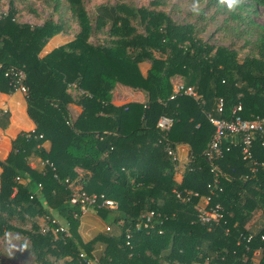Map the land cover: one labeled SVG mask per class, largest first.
Listing matches in <instances>:
<instances>
[{
  "label": "trees",
  "instance_id": "16d2710c",
  "mask_svg": "<svg viewBox=\"0 0 264 264\" xmlns=\"http://www.w3.org/2000/svg\"><path fill=\"white\" fill-rule=\"evenodd\" d=\"M250 1L264 8V0ZM66 2L76 31L44 55L49 39L67 33L65 21L18 22L13 7L0 18V93L15 91L4 72L22 70L26 111L35 125L30 137L17 135L0 160V238L9 232L25 236L36 264H84L80 253L93 259L96 243L105 246L100 264H264V221L247 227L255 211L264 219V167L252 171L253 161L264 162V138L254 139L247 160L240 144L226 141L229 151L214 162L220 192L204 155L213 133L207 113L229 118L240 104L242 119L264 117V28L257 32L256 55L238 59L236 51L197 37L192 24L176 22L164 9L169 0L97 6L94 24L84 0ZM100 33L103 40L94 41ZM141 63L149 64L145 74ZM175 78L191 86L196 98L170 100ZM116 84L145 92L147 102L114 105ZM73 105L81 109L76 117ZM161 116L173 121L168 132L156 128ZM166 144L189 147L183 171ZM34 157L55 170L30 167ZM65 179L117 203L115 210L95 209L111 222L87 242L78 234L80 206L70 203ZM209 183L211 203H219L223 217L202 224L194 209L199 198L181 200L175 191L210 195ZM150 212L155 217L144 228L142 216ZM14 220L31 227H17Z\"/></svg>",
  "mask_w": 264,
  "mask_h": 264
},
{
  "label": "rangeland",
  "instance_id": "374dc122",
  "mask_svg": "<svg viewBox=\"0 0 264 264\" xmlns=\"http://www.w3.org/2000/svg\"><path fill=\"white\" fill-rule=\"evenodd\" d=\"M125 2L136 7L148 6L150 0H84L86 10L94 24L96 8L101 5H116ZM13 7L16 11L15 19L18 22L31 25L41 24L52 18L66 22L67 35L72 37L76 25L71 19L66 0H0V14H6ZM166 13L178 23H189L195 28L197 37L215 46H224L236 51L238 59L255 56L257 32L264 28V8L254 5L250 0H241L233 9H229L222 0H169L164 8ZM107 29V28H105ZM141 30L140 27H138ZM103 40L102 33L93 37V40ZM93 40L91 42H93ZM181 79H173V84L181 83ZM73 94L74 92L71 91ZM260 213L251 214L248 223L259 219ZM109 224V218L103 219ZM41 227H45L43 219L36 220ZM58 223H62L56 219ZM15 226L29 230L30 222L20 223L13 221ZM259 255H255L257 261ZM62 261L56 262L61 264ZM0 264H36L30 250V243L25 236L9 232L0 238Z\"/></svg>",
  "mask_w": 264,
  "mask_h": 264
},
{
  "label": "built area",
  "instance_id": "2783aa9c",
  "mask_svg": "<svg viewBox=\"0 0 264 264\" xmlns=\"http://www.w3.org/2000/svg\"><path fill=\"white\" fill-rule=\"evenodd\" d=\"M4 15L6 14H0V18ZM4 76L10 79V84L15 90H20L21 92L26 93V88L23 84L25 80V74L22 70L9 68L4 72ZM179 95H186L196 98L194 89L191 86L184 85L182 82L173 84V93L169 99H175V97ZM240 111L241 105L239 104L233 107L229 118H216L208 113L206 115L209 123L213 127V133L206 149L204 150V155L211 166L210 171L215 174V177H217V179L214 180V183L217 185V192L221 191L219 186L221 175L219 174L217 166L214 164V162L222 156L223 151H229L230 144L226 145V141L232 142L233 145L240 144L242 146V159L247 160L252 159V145L254 139L257 136L264 138V117H257L253 120H244L239 115H237ZM7 112V110L3 109L0 111V115L6 114ZM217 112L219 114L224 112L223 100L221 98L217 100ZM172 124L173 121L171 118L161 116L156 122V128L161 132H168L172 127ZM33 133L34 130L28 131L26 133V137H30V135ZM41 137L42 136L39 135V138ZM164 148L171 160L176 162L177 171H183L189 162V157L185 163H181L176 152V147L173 148L169 144H166ZM46 164L51 167L52 171L55 170V167L52 164L47 163V161H43V165ZM258 166L264 167V162L257 163L256 161H253L252 171H255L256 167ZM64 182L67 184L71 192L70 203L72 205L80 206L81 215L88 209L115 210L117 208V203L115 201L107 199L103 195L88 194L83 191L80 186L70 183L68 179H65ZM207 188H212L210 183L207 184ZM175 194L176 197L181 200H189L191 196L199 198V201L197 204H195L194 209L197 213L198 221L202 224L218 223L222 219V207L219 205V203H211V195H213L212 189L210 190V195L205 196H200L197 192H188V194H186L184 191H175ZM154 217L155 215L153 212L143 215L141 222L143 227L148 228L150 226L151 220ZM59 230L65 232L66 235H68L62 227L59 228ZM250 238L251 236L248 237V240ZM80 257L84 260V264H100L95 258L87 259L84 253H80Z\"/></svg>",
  "mask_w": 264,
  "mask_h": 264
},
{
  "label": "crops",
  "instance_id": "0c3cea01",
  "mask_svg": "<svg viewBox=\"0 0 264 264\" xmlns=\"http://www.w3.org/2000/svg\"><path fill=\"white\" fill-rule=\"evenodd\" d=\"M72 37L65 33L57 34L48 40L44 46L41 55L47 54L52 49L63 45L70 41ZM140 70L143 74L146 73L149 68L148 63H141ZM176 79V78H175ZM179 79V78H178ZM148 96L145 92L140 90H134L132 88L116 84L111 92V102L116 105H125L130 102L146 103ZM26 99L25 93L20 90H15L12 93H0V111L5 109L8 112L0 115V160H4L11 150V141L22 132H28L34 130L35 125L29 118L26 111ZM70 112L73 117H76L81 109L78 106H70ZM43 146L46 150L49 149V143L44 142ZM181 163H185L188 158L189 147L187 145H178L176 147ZM30 167L36 170H42L44 165L43 161L37 157L31 158L29 161ZM80 176L84 174L81 170H78ZM1 173V168H0ZM180 177H177V180ZM264 219L259 217L256 221L248 223L247 227L257 229ZM107 227V223L97 215L94 209H88L80 216L78 234L83 242H87L93 239L97 234L102 233ZM105 246L102 243H96L93 250V257L98 259L103 252Z\"/></svg>",
  "mask_w": 264,
  "mask_h": 264
},
{
  "label": "clouds",
  "instance_id": "9594fccd",
  "mask_svg": "<svg viewBox=\"0 0 264 264\" xmlns=\"http://www.w3.org/2000/svg\"><path fill=\"white\" fill-rule=\"evenodd\" d=\"M222 2H226L229 9H233L241 3V0H222Z\"/></svg>",
  "mask_w": 264,
  "mask_h": 264
}]
</instances>
